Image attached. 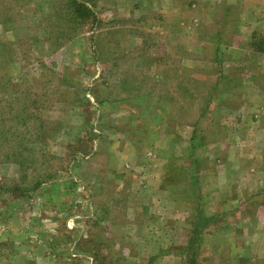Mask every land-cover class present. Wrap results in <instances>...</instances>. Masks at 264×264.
<instances>
[{
	"label": "rangeland",
	"instance_id": "1",
	"mask_svg": "<svg viewBox=\"0 0 264 264\" xmlns=\"http://www.w3.org/2000/svg\"><path fill=\"white\" fill-rule=\"evenodd\" d=\"M0 264H264V0H0Z\"/></svg>",
	"mask_w": 264,
	"mask_h": 264
},
{
	"label": "trees",
	"instance_id": "2",
	"mask_svg": "<svg viewBox=\"0 0 264 264\" xmlns=\"http://www.w3.org/2000/svg\"><path fill=\"white\" fill-rule=\"evenodd\" d=\"M201 219H202V220H207V219H209V217H204V216L202 215Z\"/></svg>",
	"mask_w": 264,
	"mask_h": 264
}]
</instances>
